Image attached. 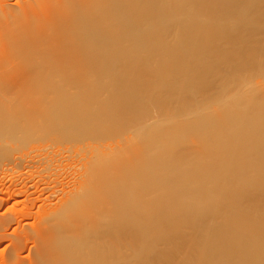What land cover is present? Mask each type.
Returning <instances> with one entry per match:
<instances>
[{"label":"bare ground","instance_id":"bare-ground-1","mask_svg":"<svg viewBox=\"0 0 264 264\" xmlns=\"http://www.w3.org/2000/svg\"><path fill=\"white\" fill-rule=\"evenodd\" d=\"M260 37L264 0H0V141L8 127L39 121L29 107L41 102L108 132L122 122L105 121H132L152 104L181 100L180 112L192 111L204 90L258 64ZM247 84L244 103L225 107L226 95L173 115V140L137 155L101 157L102 140L80 142L94 149L86 183L28 232L30 264H264V130L252 139L264 121V79ZM226 112L239 118L219 129L198 122L221 123ZM11 220L1 215V229ZM27 239L17 235L15 247Z\"/></svg>","mask_w":264,"mask_h":264},{"label":"rangeland","instance_id":"rangeland-1","mask_svg":"<svg viewBox=\"0 0 264 264\" xmlns=\"http://www.w3.org/2000/svg\"><path fill=\"white\" fill-rule=\"evenodd\" d=\"M24 1L14 0L19 3H24ZM260 38L261 48L257 52L261 56L257 60L258 64L255 67L244 68L243 76L234 83L224 86L220 91L204 90L202 93L208 95V99L192 111L180 112L181 107L175 105H180L183 102L181 100L174 101L173 106L166 109L152 104L149 114L135 117L132 121L128 120L130 115L124 113L111 122L105 121L109 129L113 128H110L112 125L115 127L116 123L122 122L120 127H115L108 132L107 129L95 130L93 124L87 122L89 120L79 121V124L71 123L62 111L55 109L49 102L30 105L29 110L32 109L38 113L39 121L34 125H26L24 128L17 125L8 127L3 131V141H0V216L4 214L12 216L7 227L2 229L0 227V231L4 232V236H0V264H30L32 239L28 232L38 225L46 211H52L53 208H64L61 199L60 202L54 204L59 201L64 191H70L69 193L73 194L74 186L86 183L87 174L90 172L89 158L94 149L81 147L80 142L102 140L105 146L103 150H99L101 157L104 156L103 153L107 154V151L112 156H126L129 153L137 155L151 143L173 140L170 136H166L171 130L172 125L169 120L173 115L193 116L192 113L197 108L219 106L222 97L226 95L230 98L225 107L244 103V98H251V94L247 88L242 89L243 86L264 79V65H260L261 58L264 56V37ZM251 40L254 41V39ZM219 41L222 39H218L217 42ZM249 52L253 54L252 58L256 59L257 54L252 50ZM237 56L238 52L231 54L230 58ZM152 92L153 90L146 91L148 94ZM262 92L264 93V88ZM78 118L86 119L87 117L82 114ZM234 118L239 117L226 112L221 123L214 121L212 117L198 122L203 125L214 122L215 128L219 129L233 122ZM176 130L182 132L180 129ZM262 130H264V121L256 127V133L252 139L258 140L257 134ZM124 135H127L128 139L122 141L121 138ZM203 136H215L216 143L223 140L219 139L220 136H216L215 132L198 131L195 133L196 138ZM181 152L182 150H179V153ZM140 159V155L136 156L131 164L139 162ZM112 167L114 164L111 162L110 169ZM127 176L126 170L117 173L116 176L111 172V178ZM17 235L29 238L21 249L15 247L14 239ZM242 236L247 240L250 239V233Z\"/></svg>","mask_w":264,"mask_h":264}]
</instances>
